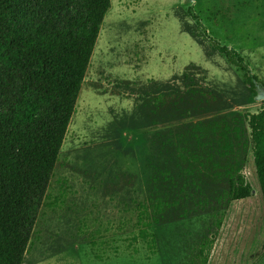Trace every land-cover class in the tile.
<instances>
[{"label": "rangeland", "instance_id": "rangeland-1", "mask_svg": "<svg viewBox=\"0 0 264 264\" xmlns=\"http://www.w3.org/2000/svg\"><path fill=\"white\" fill-rule=\"evenodd\" d=\"M210 38L242 54L260 80L256 93ZM260 89L264 0H112L25 263L199 264L200 242L214 240L207 264H264V206L249 147L239 151L250 198L154 226L151 258L142 242L137 254L129 248L148 194V160H163L158 134L258 113ZM215 190L228 184L208 187Z\"/></svg>", "mask_w": 264, "mask_h": 264}, {"label": "trees", "instance_id": "trees-1", "mask_svg": "<svg viewBox=\"0 0 264 264\" xmlns=\"http://www.w3.org/2000/svg\"><path fill=\"white\" fill-rule=\"evenodd\" d=\"M111 8L112 0H0V264H26L37 217ZM188 13L200 26L192 9ZM210 43L256 93L260 80L242 54L214 38ZM158 136L163 160H148V194L137 204V234L129 244L134 253L139 252L134 245L142 242L149 258L156 255L153 227L173 215L189 216L250 198L253 188L242 173L246 156H240L248 147L264 206V108ZM224 182L227 191L208 192ZM213 241L200 242L199 264H207Z\"/></svg>", "mask_w": 264, "mask_h": 264}, {"label": "water", "instance_id": "water-1", "mask_svg": "<svg viewBox=\"0 0 264 264\" xmlns=\"http://www.w3.org/2000/svg\"><path fill=\"white\" fill-rule=\"evenodd\" d=\"M258 100H264V89H260L257 95Z\"/></svg>", "mask_w": 264, "mask_h": 264}, {"label": "bare ground", "instance_id": "bare-ground-1", "mask_svg": "<svg viewBox=\"0 0 264 264\" xmlns=\"http://www.w3.org/2000/svg\"><path fill=\"white\" fill-rule=\"evenodd\" d=\"M110 22V21H109ZM108 24V23H107ZM108 29V28H107Z\"/></svg>", "mask_w": 264, "mask_h": 264}]
</instances>
